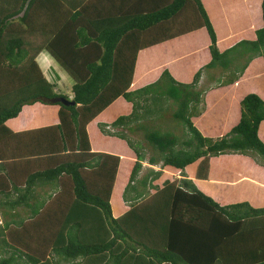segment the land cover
Instances as JSON below:
<instances>
[{
	"label": "trees",
	"instance_id": "trees-1",
	"mask_svg": "<svg viewBox=\"0 0 264 264\" xmlns=\"http://www.w3.org/2000/svg\"><path fill=\"white\" fill-rule=\"evenodd\" d=\"M259 4L253 38L219 50L202 0H0V264H264V192L240 195L247 178L256 179L254 165L264 168V97L244 95L237 123L223 135H203L192 122L201 113L202 73L216 69L211 79L228 86L254 59L264 64V0ZM199 29L209 61L189 83L164 68L130 89L141 50ZM42 51L71 80L70 96L45 75ZM119 98L128 113L96 122L101 136L133 153L121 186L128 208L114 216L121 157L92 151L86 127ZM167 98L180 134L156 122ZM27 108L45 124L12 131L6 122ZM220 155L238 170L234 201L215 200L185 173L198 161L195 176L205 179L209 159ZM165 167L179 177L159 185Z\"/></svg>",
	"mask_w": 264,
	"mask_h": 264
},
{
	"label": "rangeland",
	"instance_id": "rangeland-1",
	"mask_svg": "<svg viewBox=\"0 0 264 264\" xmlns=\"http://www.w3.org/2000/svg\"><path fill=\"white\" fill-rule=\"evenodd\" d=\"M261 0H202V3L207 11L210 21L214 27L217 36V47L219 50L225 49L227 46L233 44L239 39H251L253 34L249 33L258 27L257 22L260 24V16L257 15L258 10L260 14L259 2ZM254 22V23H253ZM261 26V24L259 25ZM224 37V38H223ZM227 37H231L230 40ZM224 39H227L226 42ZM208 37L204 29L197 30L189 35H183L173 41L166 42V45H161V49L156 54L162 52L165 48L166 52H169L171 57L165 56V59H175L171 61V71L169 73L172 77L179 76L188 77L181 82L189 83L193 74L205 63L209 61V54L207 50ZM141 53V55H140ZM136 59L134 73L130 89H137L141 86L142 82H146L148 78L144 72L143 62L147 53L140 52ZM155 53V52H154ZM42 58V57H41ZM41 60L38 57V61ZM50 62V63H49ZM49 63L44 69L47 70L45 75L50 80H56L58 91L70 96V79L67 77L57 65H53L52 61L47 60ZM40 64V63H39ZM42 66V64H40ZM43 67V66H42ZM158 67V66H157ZM167 69V68H166ZM177 73V74H176ZM160 72L158 73L159 76ZM210 74L214 77L218 76L216 69L202 73V76L197 85V90H204L203 95H200L199 110L201 113L199 116L192 119L193 124L206 136H217L226 133L233 125H235L239 118V100L247 93H256L262 98L264 97V64L261 58H256L250 64L246 70V74L240 81L228 86H217L215 79H211ZM157 76V75H156ZM157 76V77H158ZM57 77V78H56ZM249 77V78H248ZM176 79V78H175ZM177 80V79H176ZM179 81V80H178ZM166 98V97H162ZM166 103V111L162 114L160 119L156 122L160 123L163 129H170L176 134H180L182 126L171 119V110L174 105L171 104L170 99L163 101ZM130 110V104L126 100L119 98L116 104L106 111L102 122L109 123L113 118L120 114H126ZM97 122V121H96ZM97 126V125H96ZM97 128L91 125L90 137L92 144L99 140L106 146L111 148V151L106 152L117 154L121 157L120 170L117 174L114 193L112 192L110 198V204L112 207V213L114 216H118L122 210H126L128 207L126 203L121 200L122 183L127 181L129 174V168L132 164L133 153L124 142L115 140V138H107V136L98 137ZM258 136L264 143V122L260 124L258 129ZM132 138L135 139L134 136ZM104 148V147H103ZM99 151H104L103 149ZM230 158L220 155L219 157H213L209 159V168L207 177L205 179H199L195 176L196 166L198 161L188 166L185 169L186 175L193 179L197 186L205 191L212 198H220L221 200H232L235 190L233 187L235 183L239 181L235 176L238 172L235 171L234 164L230 162ZM233 164V165H232ZM141 170L140 176L145 173L147 165ZM128 170L127 174H124V170ZM153 170L159 168V164L152 166ZM249 165L245 166V172H248ZM122 169V171H121ZM236 173V174H235ZM242 175H246L241 172ZM251 174H257L256 179L248 177L249 189L242 190L240 192L241 197H247V193L258 198L251 189L258 188L261 194L264 192V168L254 165ZM247 174V176H252ZM178 171L165 167L161 171V176L156 181L161 185L164 180H173L178 178ZM263 186V187H262ZM116 191V193H115ZM147 193H151L152 190H146ZM259 193L258 191H256ZM216 200V199H215ZM257 199H255L256 201ZM122 208V209H121ZM2 221L0 217V222Z\"/></svg>",
	"mask_w": 264,
	"mask_h": 264
},
{
	"label": "crops",
	"instance_id": "crops-1",
	"mask_svg": "<svg viewBox=\"0 0 264 264\" xmlns=\"http://www.w3.org/2000/svg\"><path fill=\"white\" fill-rule=\"evenodd\" d=\"M257 25L259 26V23L258 22H257ZM249 33H253V30L252 31H249ZM189 34L190 33H188L186 35H189ZM179 37H181V36H179ZM177 38L178 37L173 38V39H170V40H168L166 42L173 41V40H175ZM166 42H163V43H160L158 45H154V46L145 48V49H143V50L140 51V52H143V53H147L142 65H143V68H144V72L146 73V77L148 78V80L146 82H142L141 86H143V85H145V84H147L149 82L154 81L157 78L158 73L159 72L161 73V71L164 68H167L169 71H171V65H170V63H171V61H173L175 59L173 57H172V59H168V58L165 59V56H168L169 58L171 57L170 53L169 52H166V50H165L166 48L162 52L159 51V53L156 54L157 51L161 49V45H163V46L166 45ZM140 55H141V53H140ZM38 57L41 60L38 61ZM47 60L52 61L51 58L49 57V55L45 51H42L37 56V61H38V63L42 64V66H43V67L41 66L42 68H45L46 66L49 65L50 62L45 64V62H47ZM52 63H53V61H52ZM53 65L55 67V64L54 63H53ZM44 72H47V70L44 69ZM175 78L177 80H179V81H182L183 79H188V77L179 76V74H177V76ZM70 84H71V80H70ZM33 115H34V111H31V109L27 108L24 112H21L20 115L17 118L12 119V120H8L6 122V124L8 125V127L12 131H15V132H19V131H22V130H28V129L37 128L38 126H41V125L45 124L43 121H41L40 124H36V122H35L36 120H34ZM42 115H46V114L41 113L40 114V117ZM42 118H45V117H42ZM99 119H100V117L97 116L90 123H88V125L86 127L87 133H88V138H89V143H90V149L92 151H99L101 149H103L105 152H106V150L111 151V148L109 146H106V145L103 146V144L100 142V137H99V135H101L100 133L98 134L99 140L98 141L96 140V142L94 144H92L91 137L89 136L90 135V127H91V125H93V127L95 128L96 127V121H99ZM49 122H52V120H50ZM101 137H104V136H101ZM37 190L41 194H43L44 191L48 192V189L46 187H42L41 189L38 188ZM121 212H122V210H121Z\"/></svg>",
	"mask_w": 264,
	"mask_h": 264
},
{
	"label": "water",
	"instance_id": "water-1",
	"mask_svg": "<svg viewBox=\"0 0 264 264\" xmlns=\"http://www.w3.org/2000/svg\"><path fill=\"white\" fill-rule=\"evenodd\" d=\"M58 101H60L64 105H74V101L68 98L60 97L58 98Z\"/></svg>",
	"mask_w": 264,
	"mask_h": 264
}]
</instances>
